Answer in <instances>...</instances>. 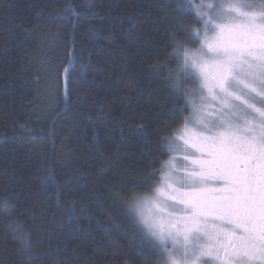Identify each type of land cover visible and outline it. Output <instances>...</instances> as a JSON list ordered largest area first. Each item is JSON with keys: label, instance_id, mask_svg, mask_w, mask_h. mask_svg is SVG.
I'll return each mask as SVG.
<instances>
[{"label": "trees", "instance_id": "trees-1", "mask_svg": "<svg viewBox=\"0 0 264 264\" xmlns=\"http://www.w3.org/2000/svg\"><path fill=\"white\" fill-rule=\"evenodd\" d=\"M176 12L175 0H0V264H159L123 201L151 192L162 141L189 113L174 114L184 99L170 86L173 40L192 21Z\"/></svg>", "mask_w": 264, "mask_h": 264}, {"label": "snow or ice", "instance_id": "snow-or-ice-1", "mask_svg": "<svg viewBox=\"0 0 264 264\" xmlns=\"http://www.w3.org/2000/svg\"><path fill=\"white\" fill-rule=\"evenodd\" d=\"M175 2L192 21L173 40L170 86L184 99L174 114L190 115L162 141L169 159L150 174L153 195L123 203L159 264H264V0Z\"/></svg>", "mask_w": 264, "mask_h": 264}, {"label": "rangeland", "instance_id": "rangeland-1", "mask_svg": "<svg viewBox=\"0 0 264 264\" xmlns=\"http://www.w3.org/2000/svg\"><path fill=\"white\" fill-rule=\"evenodd\" d=\"M189 84V83H188ZM191 85V84H190ZM189 90H186L189 93H193V92H197V85L196 84H192V86ZM198 102V101H197ZM191 126V125H190ZM173 155H176L177 157H180L182 154L181 153H173ZM169 159V158H168ZM159 186V180L157 181V183L155 184V186L153 187V189L155 187ZM153 189L151 190V192L148 195L145 196H152L153 195Z\"/></svg>", "mask_w": 264, "mask_h": 264}, {"label": "flooded vegetation", "instance_id": "flooded-vegetation-1", "mask_svg": "<svg viewBox=\"0 0 264 264\" xmlns=\"http://www.w3.org/2000/svg\"><path fill=\"white\" fill-rule=\"evenodd\" d=\"M190 115V112L188 113L187 117Z\"/></svg>", "mask_w": 264, "mask_h": 264}]
</instances>
